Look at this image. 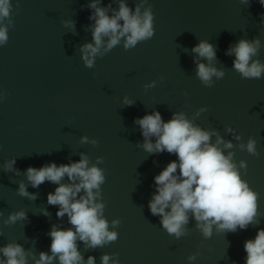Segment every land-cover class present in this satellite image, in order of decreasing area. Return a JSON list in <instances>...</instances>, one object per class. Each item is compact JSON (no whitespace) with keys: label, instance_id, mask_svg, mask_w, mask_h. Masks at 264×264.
<instances>
[{"label":"water","instance_id":"95a60500","mask_svg":"<svg viewBox=\"0 0 264 264\" xmlns=\"http://www.w3.org/2000/svg\"><path fill=\"white\" fill-rule=\"evenodd\" d=\"M91 2L10 0L9 18L2 21L8 38L0 45V248L20 245L27 264L40 252L51 254L47 233L52 226L71 225L67 216L57 218L59 206L47 204L57 185L45 181L32 188L24 170L78 162L83 155L89 166L104 170L96 202L104 206L108 231L118 234L116 241L94 248L78 240L83 264L90 256L101 264L103 255H109V264L113 258L118 264H189V256L195 257L191 264H244V242L264 229V73L242 78L232 67L234 57L225 52L240 40L259 41L249 63L264 64V8L256 0H123L130 11L150 8L154 35L129 49L124 38L107 52L102 46L88 68L81 47L93 43ZM119 3L100 0L98 6L112 15ZM201 41L213 46L211 64L224 73L212 77L211 87L196 75V63H209L191 51ZM152 112L165 122L182 114L213 133L209 144L221 141L217 147L224 156L231 154L241 180L257 194V213L246 230L220 231L213 225L205 238L189 212L184 234L176 238L150 214L153 177L176 160L167 152L144 151L133 121ZM250 140L255 155L247 151ZM11 160L9 171L5 166ZM21 184L35 199L18 194ZM21 211L26 219L5 223Z\"/></svg>","mask_w":264,"mask_h":264},{"label":"clouds","instance_id":"9594fccd","mask_svg":"<svg viewBox=\"0 0 264 264\" xmlns=\"http://www.w3.org/2000/svg\"><path fill=\"white\" fill-rule=\"evenodd\" d=\"M99 2L92 0L87 5L92 10L88 19L94 21L91 26L93 43L81 47V59L88 68L93 66L102 46L107 52L124 38L123 47L129 49L154 35L150 8L141 14L139 7L130 11L120 0L118 10L108 15L107 8L99 7ZM241 2L246 3L247 0ZM256 2L264 8V0ZM10 11V0H0V45L8 38V27L2 21L9 18ZM261 20L264 22V13ZM258 48L259 41L240 40L226 50V55L234 57L232 67L242 78L258 79L264 73V64L258 61L249 63ZM191 51L209 62L194 61L196 75L204 86L211 87L214 76L218 79L223 77L224 73L211 64L215 59V50L210 43L201 41ZM124 102L131 106V101ZM133 122L138 125L144 138V151L149 154L167 152L176 156L175 161H170L153 177L155 192L148 203L150 214L160 217V225L167 234L176 238L183 235L189 212L198 222L197 227L205 238L211 236L213 225L220 231L235 232L237 228L246 230L253 223L257 213V194L241 180L236 166L231 162V154L226 157L217 147L221 141L217 139L215 144H209L213 133L201 130L182 114L175 113L167 122L162 120L159 112L146 114ZM152 138L155 143L151 142ZM81 142H86V138H82ZM91 143L95 145L97 141ZM254 146L255 142L251 140L247 144V151L253 155L256 154ZM224 147L231 148L232 145L225 144ZM97 163H102V160L98 158ZM14 164L15 160L9 161L6 170H12ZM240 167L246 165L242 162ZM24 173L32 188L45 181L57 185L53 192L47 194V204L59 206L57 218L67 216L71 225L65 230L52 226L47 233L51 254L40 252L34 264H52L54 259L58 264H83L77 250L78 240L92 248L117 240L118 234L108 231V222L102 216L103 204L96 202L100 197V185L104 183V170L95 165L89 166L86 156L82 155L78 162L59 166L49 163L38 169L28 167ZM65 177L68 182L61 183ZM82 191L83 195L77 198ZM18 194L35 199L34 195L29 196L23 184L19 186ZM43 214L47 215V212ZM23 219L26 217L21 211L9 215L5 223ZM118 224V220L113 221L114 226ZM243 251L244 264H264V229H258L253 239L244 242ZM0 256L5 258L0 260V264H27L26 253L20 245L9 244L0 248ZM194 258H187L189 264ZM109 260V255H103L101 264H109ZM87 264H94V258L90 256ZM112 264H118L117 260L113 258Z\"/></svg>","mask_w":264,"mask_h":264}]
</instances>
